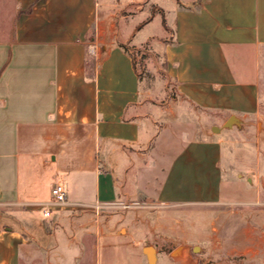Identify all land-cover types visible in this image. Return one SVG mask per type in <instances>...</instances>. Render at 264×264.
I'll return each instance as SVG.
<instances>
[{"label": "crops", "instance_id": "1", "mask_svg": "<svg viewBox=\"0 0 264 264\" xmlns=\"http://www.w3.org/2000/svg\"><path fill=\"white\" fill-rule=\"evenodd\" d=\"M139 1L0 2V264H22L42 219L69 206L243 195L224 178L223 145L258 111L264 0ZM157 13L162 30L133 40ZM153 39L173 83L156 97L127 46ZM55 182L73 205L44 216ZM101 236L120 240V264H147L138 237L100 228L94 253Z\"/></svg>", "mask_w": 264, "mask_h": 264}, {"label": "rangeland", "instance_id": "2", "mask_svg": "<svg viewBox=\"0 0 264 264\" xmlns=\"http://www.w3.org/2000/svg\"><path fill=\"white\" fill-rule=\"evenodd\" d=\"M4 1L10 0H0ZM130 8L135 10V6ZM161 27L157 13L133 40L157 34ZM164 38H170V31L156 36L159 44ZM156 39L136 48L127 45L144 84L151 87L155 97L164 86L173 91V83L160 68L162 56ZM262 63L258 111L223 145L224 178H239L242 196L196 206L153 202L103 209L96 205L69 206L42 219L43 234L30 239L22 264H120L124 259L117 237H97L94 253L100 228L118 236L128 233L138 237V248L154 246L157 264H264V53ZM230 133L224 128L220 136ZM3 215L0 217L9 223ZM168 253L174 254L176 261L168 260Z\"/></svg>", "mask_w": 264, "mask_h": 264}, {"label": "built area", "instance_id": "3", "mask_svg": "<svg viewBox=\"0 0 264 264\" xmlns=\"http://www.w3.org/2000/svg\"><path fill=\"white\" fill-rule=\"evenodd\" d=\"M51 196L52 199L47 202H43L40 204L42 213L44 216H50L53 206L56 207H66L69 205H73L67 200L66 188L63 183L55 182L51 187ZM123 207H128V204H121Z\"/></svg>", "mask_w": 264, "mask_h": 264}, {"label": "water", "instance_id": "4", "mask_svg": "<svg viewBox=\"0 0 264 264\" xmlns=\"http://www.w3.org/2000/svg\"><path fill=\"white\" fill-rule=\"evenodd\" d=\"M235 118L233 116H230L225 123L223 124L225 127H229ZM213 131H218L217 127L212 128ZM197 247H194L193 249L195 250ZM143 254L146 256L147 264H157V258H156V250L154 246L151 245H146L142 248Z\"/></svg>", "mask_w": 264, "mask_h": 264}]
</instances>
